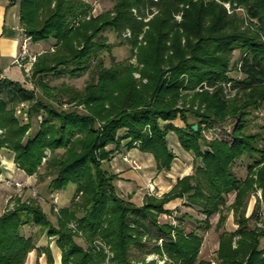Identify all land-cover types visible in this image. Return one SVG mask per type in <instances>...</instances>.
<instances>
[{"label": "trees", "instance_id": "trees-1", "mask_svg": "<svg viewBox=\"0 0 264 264\" xmlns=\"http://www.w3.org/2000/svg\"><path fill=\"white\" fill-rule=\"evenodd\" d=\"M113 1L112 9L95 15L86 0H11L20 5L24 35L33 42L54 40L55 47L34 62V89L0 78V151H14L18 165L34 175L50 150V187L75 185L79 199L60 210L57 224L37 199H18L0 215V264H26L37 248L38 237L24 233L32 224L56 236L62 264H157L145 258L137 262L131 253L147 232V220L167 237L156 247L169 258L164 264H196L204 240L199 231L211 227L216 213H222L223 224L226 208L234 209L240 227L222 234L218 260L264 264V216H258L262 226L248 228L243 210L258 188L264 201V134L252 129L255 112L264 108V0ZM225 3L242 8L245 15L230 13ZM107 29L128 42L138 64H105L101 53L110 48L102 35ZM92 64L93 78L83 90L46 82L48 74L83 75ZM234 68L240 78L231 76ZM25 101H30L22 108L27 122L17 114ZM73 103L86 111L64 108ZM39 116V128L32 132ZM228 121L235 122L232 141L204 136L214 123ZM173 136L183 152L194 155L195 174L180 179L161 197L147 194L140 202L122 195L119 174L104 168L105 162L139 149L153 155L159 170H169L178 156L171 146ZM59 149L64 153H57ZM243 158L252 160L245 179L235 172ZM234 191L236 200L228 205ZM175 199H184L206 218L183 213L180 225L160 223V215L170 212L166 206ZM186 219L197 223L196 229L187 232ZM80 234L90 243L87 248L76 240ZM236 236L240 238L234 246ZM98 239L106 248L94 243ZM46 251L53 263L52 251Z\"/></svg>", "mask_w": 264, "mask_h": 264}, {"label": "rangeland", "instance_id": "rangeland-1", "mask_svg": "<svg viewBox=\"0 0 264 264\" xmlns=\"http://www.w3.org/2000/svg\"><path fill=\"white\" fill-rule=\"evenodd\" d=\"M91 1H94L91 2V4L93 7V14L95 15H98L100 13L112 9L114 5L113 0H91ZM16 3L18 4V2ZM225 5L227 6L228 11L230 13L236 11L241 15H245V12L242 10V8L233 9L231 3H225ZM154 10L155 12L158 11L155 8ZM151 17L152 15H149V17H147L145 20L149 21ZM177 18L179 21H181L182 14L177 15ZM127 35H131V33L128 32ZM102 39L106 40L110 48V50L105 48L101 53L102 55L101 57L104 59V62L108 67L112 66L114 62L130 61L132 63L138 64L137 58L136 57L132 58L130 45L128 44V42L124 41V39H122L118 35V33H116L111 29H107L106 31H104L102 35ZM32 42L33 41L31 40L30 43L32 44ZM40 42L42 44L38 46L37 49L34 48L32 49L30 46L31 44L29 45L28 52L30 56L31 54L33 56L34 55L39 56L41 53L45 51L54 50L55 47L54 40L45 41V42L40 41ZM33 43H37V42H33ZM239 56H240V52L237 50L234 53V58H233L235 64L236 61L239 59ZM34 62L35 61L30 60V57L24 59L22 62L26 75L25 81L22 84L25 87H28L29 89L35 88V85L32 80V73H33L32 66ZM93 74H94V65L92 64L90 70L83 75L72 76L70 73H65L61 76H56L54 74H48L46 76V82L51 86L60 87L62 85H70L75 89L83 90L87 85V83L89 82V80L93 78ZM230 74L232 77L240 78L241 76V74L237 71L236 68H234ZM136 77L140 78V74L136 73ZM36 91L39 95L43 93L41 88H37ZM2 95H5V92ZM65 99L67 98L65 97ZM29 103L30 101H25L17 107V114L20 116L23 122L28 121V116L26 113H22V108L27 107ZM55 104H57V102ZM72 106H77V108L82 112L86 111L83 105H76V103H73L71 105L65 104L64 108H69ZM255 116H256L255 123L252 125V129L255 131L261 130L262 134H264V108L256 111ZM41 119L42 117L40 116L35 119L33 123L32 132H36L38 130ZM234 125L235 122L233 121H228L225 124L214 123V127H212L210 130L205 131L204 136L208 140L220 138V139L232 141L233 138L231 134ZM177 140H178L177 136H173L172 141H174L177 144L178 143ZM172 141H171V146L173 149H176L175 144ZM178 148L179 149L177 151L179 154L175 158L172 168L169 170L167 169L159 170L157 168L156 161L152 155L146 154V156H137V155H132L130 152H128L127 154H123V156L115 155L110 161L105 162L104 168H108L110 171H114L115 173H118L119 176L123 173V170L127 172L125 174H128V176H130V172H129L130 170L136 173L137 178L132 180L133 189L131 191L130 189L127 188H125L126 190L124 188L123 190L119 188L120 192L125 197L129 198V196L132 195L135 201H140V202L144 201L147 194L151 196L161 197L169 193L175 187V185L178 183L180 179H182L185 176L195 174V167L193 160L194 155L187 153V155L184 156L182 152H179V150L183 151L181 146L178 145ZM2 151L3 150L0 151V160L2 163V169L5 170V165L8 164L6 163L3 164V160L1 158ZM57 153L59 154L64 153V149L57 150ZM47 154H48L47 157L44 158V164L42 165V167H40L39 172L35 173L34 175H29L24 169H22L18 165L16 160L14 165L12 164L13 162H10L11 166L10 168L6 169L5 172L6 174L3 173L1 170L0 189H4L6 187L5 185L7 184V182L12 187V191H10V194L8 191V194L9 195L12 194V195L10 196L9 199L7 198L8 200H6L4 205H2V208H4V212L7 211L9 208H13L17 204L18 199H21L22 201L37 199V201L41 204L42 208L48 213L50 219L55 224H57L60 210L62 208L65 209V207H70L71 205H73L74 202L78 201L79 196L75 185H69L65 189H52L50 187L51 176L46 174V170H47L46 162L51 157L52 153L50 150H48ZM251 163L252 160L250 158H243L239 160L235 166L236 174L240 178L245 179L248 175L249 166ZM7 172L9 173L7 174ZM17 182L20 183L21 186H16ZM236 197H237V192L236 191L231 192L227 197V204L228 205L233 204L236 200ZM246 202H247L245 203L246 206L243 208V210L245 216L249 218L247 222L248 228H254L258 225L262 226L263 222L262 220L258 219V216L259 215H261L262 217L264 216L263 190L261 188H258L257 190L252 191L249 197L247 198ZM166 207L169 209L170 212L163 213L159 217V222L163 224L171 222L175 225L176 224L180 225L179 218L181 217V215H183V213H189L194 218H198V219L206 218V216L203 213H201L198 209L191 206H187L185 204L184 199H175L170 203H168ZM224 214L227 215V218L223 224L221 225L219 224L222 213H216L210 219L211 227L208 230L199 231V233L203 235L204 240L196 264H198L200 261L203 260L210 261L211 264H221L220 260H218V250L220 248L222 234L225 231H229V232L235 231L240 227L238 221V215L235 213L234 209L226 208L224 210ZM72 225H77V224L74 222ZM146 225H147L146 227L147 232L144 235L143 240L133 246L131 250L132 257L137 262L142 261L145 258L146 261L149 262L156 261L157 264H164V262L169 260V258L166 254H163V256H161V254L158 251H156V247L162 246L164 239H167V237L162 235L158 227L153 225V223L150 220L146 221ZM183 226L185 227L187 232H191V230L196 229L197 223L193 222L190 219H186L183 223ZM46 232L48 233V230H46ZM24 233L27 236L36 235V237L40 239V237L45 232L41 233L39 226L32 224V225H26L24 227ZM51 236L54 237L53 235ZM76 238L78 243H80L83 247L87 248L88 246H90V243H88L87 240H85L86 237L83 234H80ZM239 238L240 236L235 237L234 246L237 245V241ZM54 239H57L56 236L54 237ZM94 243L98 245H103L100 247L101 250L106 248L105 242L102 241L101 239L94 241ZM46 250L47 248L44 249V251L47 253ZM108 250H104V251L105 252L107 251L108 255L109 254L112 255V253L109 252ZM105 264H110V262L107 260Z\"/></svg>", "mask_w": 264, "mask_h": 264}, {"label": "crops", "instance_id": "crops-1", "mask_svg": "<svg viewBox=\"0 0 264 264\" xmlns=\"http://www.w3.org/2000/svg\"><path fill=\"white\" fill-rule=\"evenodd\" d=\"M86 1L89 3L94 2L91 0ZM25 37L26 36L23 33V28L20 22L19 3L14 4V2H11V0H0V78H8L15 81H19L21 83L25 81V70L21 65L16 63L17 56L22 50V44L24 42ZM41 44V42H32L30 46L32 49H37L38 46H40ZM173 143L176 147L174 151H176L178 155L179 153L177 150L179 149V142L176 144L173 141ZM128 152H130L132 155L137 156H146V154L151 155L150 153L142 152L139 149H132V151L130 150ZM179 152H182L184 156L188 153L180 150ZM1 158L3 160V164H8L5 165V170L2 169V172L5 173L6 169L10 168L11 166L10 162H13V165L15 164V152L8 148H4L1 153ZM129 172L130 176H128V174H125L127 172L123 170V173L120 175V178L117 181L118 187L122 190L123 188L130 189V191L133 189L132 180L136 179L137 177L134 171L130 170ZM8 173L9 172H7V174ZM7 185L9 188L7 187ZM5 186L7 188L5 187L4 189H0V214H4V208H2V205H4L6 200H8L12 195H9L10 191H12V187L9 185L8 182ZM54 237H52L51 235L49 236V234L45 231V233L40 237V239H38L37 248L30 252L26 264H62V250L57 243V239H54ZM45 248H49L52 251L54 258L53 263H49L48 254L44 251Z\"/></svg>", "mask_w": 264, "mask_h": 264}, {"label": "built area", "instance_id": "built-area-1", "mask_svg": "<svg viewBox=\"0 0 264 264\" xmlns=\"http://www.w3.org/2000/svg\"><path fill=\"white\" fill-rule=\"evenodd\" d=\"M30 42H31V37H25L24 39V42L22 44V50L20 52V54L17 56V61L16 63H18L19 65H21L23 67V60L26 59V58H29L30 57V60L32 61H36V58H37V55H32L30 56L29 52H28V47L30 45ZM138 166V165H137ZM16 186H21L20 183H16Z\"/></svg>", "mask_w": 264, "mask_h": 264}, {"label": "water", "instance_id": "water-1", "mask_svg": "<svg viewBox=\"0 0 264 264\" xmlns=\"http://www.w3.org/2000/svg\"><path fill=\"white\" fill-rule=\"evenodd\" d=\"M198 128V125L196 124L195 126H194V129H197Z\"/></svg>", "mask_w": 264, "mask_h": 264}]
</instances>
